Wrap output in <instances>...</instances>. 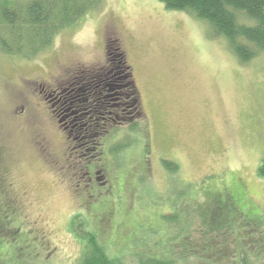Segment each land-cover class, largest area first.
Returning a JSON list of instances; mask_svg holds the SVG:
<instances>
[{"label": "rangeland", "instance_id": "obj_1", "mask_svg": "<svg viewBox=\"0 0 264 264\" xmlns=\"http://www.w3.org/2000/svg\"><path fill=\"white\" fill-rule=\"evenodd\" d=\"M110 32L143 115L80 161L40 89L105 64ZM263 158L264 53L242 64L205 23L158 0H104L33 60L0 51V264H82L87 233L122 264H235L238 246L264 264ZM1 194L20 210L7 213ZM233 211L244 220L230 227Z\"/></svg>", "mask_w": 264, "mask_h": 264}, {"label": "trees", "instance_id": "obj_2", "mask_svg": "<svg viewBox=\"0 0 264 264\" xmlns=\"http://www.w3.org/2000/svg\"><path fill=\"white\" fill-rule=\"evenodd\" d=\"M103 1L31 0L23 6H17L9 0H0V51L7 56L33 60L47 51L63 30L82 20L88 13L99 9ZM158 1L167 10L186 12L205 23L211 36L223 37L230 51L242 64L264 53V0ZM241 16L246 18L247 22H243ZM106 61L102 66L93 69L71 71L77 72L79 77L75 86L76 92L83 89V94L79 92L78 95L82 94L90 99L86 107L88 112L91 111V116H94V119L90 120V117L82 114V120L76 127V132L82 135L77 140L72 138L73 144L79 147L88 162L92 160V156H97L103 135L109 128L123 126L125 123L128 125L131 121L129 125L135 130L143 115L126 52L121 41L111 32L107 35ZM115 73H118L117 77ZM83 75H90L91 87H86L81 81ZM96 77H99L98 80ZM119 78L123 81H118ZM110 90L112 91L108 93ZM163 164L172 173L178 169L172 162L165 161ZM258 175L264 178V158ZM243 216L233 211L229 221L230 227L235 226L234 223L239 220H244ZM175 218L176 216H173L171 219ZM236 239L240 241L239 238ZM86 240L90 254L82 264H122L110 259L97 244L95 237L87 233ZM235 257V264H255L249 261L244 247H237ZM140 264L160 262L149 259Z\"/></svg>", "mask_w": 264, "mask_h": 264}, {"label": "flooded vegetation", "instance_id": "obj_3", "mask_svg": "<svg viewBox=\"0 0 264 264\" xmlns=\"http://www.w3.org/2000/svg\"><path fill=\"white\" fill-rule=\"evenodd\" d=\"M118 76V73H115V77ZM79 77L77 76V72H69V75H65L64 77H61L60 79V85H57L55 87H44L42 86L40 89V94L43 95L44 100L47 101L48 109L50 110V114H52L51 121H54L58 124V128L64 132V134L67 137V140L71 142V149L72 150H78L79 153V159L82 161L84 158L83 152L79 149V147H75L72 142V138L75 140L78 139L79 136H81V133L76 132L77 124L79 121H81L82 114L86 117H90V120L94 119V116H91V111H87V105L90 102V99L83 94V89L76 92L75 86L77 85V79ZM98 80L99 77H96ZM125 80V79H124ZM81 81L84 83L86 87H91L92 82L90 75H83L81 77ZM118 81H123L122 78H119ZM87 84H90L88 86ZM102 91V90H101ZM112 90L107 91L110 93ZM82 92V96L78 95V93ZM85 93V91H84ZM114 96V95H113ZM78 104V105H77ZM67 107V108H66ZM85 117V118H86ZM96 156H92L91 159L93 160ZM92 160L90 162H92ZM85 174L89 177L90 181L94 184L92 189L95 191L98 190V178L96 175L98 174L95 171V167L92 165H88L85 169ZM102 183L101 185H103ZM2 198L4 197V206L6 207L7 213H16L20 210L19 208V202L15 199L7 200L3 194H1ZM8 209V210H7Z\"/></svg>", "mask_w": 264, "mask_h": 264}]
</instances>
